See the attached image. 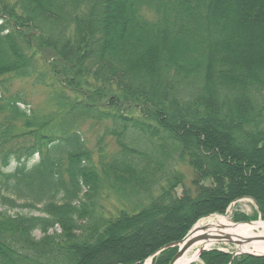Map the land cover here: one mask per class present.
Instances as JSON below:
<instances>
[{"label":"trees","instance_id":"16d2710c","mask_svg":"<svg viewBox=\"0 0 264 264\" xmlns=\"http://www.w3.org/2000/svg\"><path fill=\"white\" fill-rule=\"evenodd\" d=\"M242 198L264 216V0H0V264H169Z\"/></svg>","mask_w":264,"mask_h":264},{"label":"bare ground","instance_id":"6f19581e","mask_svg":"<svg viewBox=\"0 0 264 264\" xmlns=\"http://www.w3.org/2000/svg\"><path fill=\"white\" fill-rule=\"evenodd\" d=\"M198 235L208 240L194 243L174 264H190L198 260L201 247L206 249L226 245L228 241L240 242L236 251L264 255V221L233 224L228 215H214L200 220ZM148 264V263H147Z\"/></svg>","mask_w":264,"mask_h":264},{"label":"rangeland","instance_id":"374dc122","mask_svg":"<svg viewBox=\"0 0 264 264\" xmlns=\"http://www.w3.org/2000/svg\"><path fill=\"white\" fill-rule=\"evenodd\" d=\"M38 157L36 156L34 158V160L32 161V164L35 163L37 161ZM14 164L11 165V167H13ZM186 170V168H185ZM188 174L190 175V172H188ZM190 179L191 177L188 176ZM181 192L180 189H178V194ZM106 207L109 210H113L114 209L111 207V203H106ZM19 212H22L24 214H33V215H40V212H38L37 210H32V209H21L18 210ZM226 215H228V217L230 218V220L232 221L233 217L235 215H242L245 216L247 218V220L245 222H256L259 220L264 221L263 219L260 218V213L258 212V207L255 204V202L250 199V198H242L240 200H237L234 204H232L226 211L225 213ZM217 215V214H214ZM211 215V216H214ZM199 222V221H198ZM197 222V223H198ZM233 222V221H232ZM54 231L56 232H61V229L56 227L54 229ZM52 231H49V234L52 233ZM37 238H39L41 235L39 233H36ZM210 249H217L218 251L221 252H229V253H234L236 252V250L238 249V247L234 246V245H219V246H215L212 248L207 249L206 251L210 250ZM149 263V259L146 260V262L144 264ZM192 264H203L202 261L200 259H198L197 261L193 262Z\"/></svg>","mask_w":264,"mask_h":264},{"label":"water","instance_id":"95a60500","mask_svg":"<svg viewBox=\"0 0 264 264\" xmlns=\"http://www.w3.org/2000/svg\"><path fill=\"white\" fill-rule=\"evenodd\" d=\"M260 218L264 219V216L260 215ZM195 227L196 226L191 228V230L187 233V235L180 242L166 246V247H173V246L178 247V252H177L176 256L172 259V261L169 264H174L178 258H180L191 246L194 245V243L198 242L199 240H203V241L208 240V238L206 236L198 235V230ZM227 244L234 245L236 247H239L241 245L240 242H234V241H228ZM205 250H207L205 247H201L199 249L198 259L200 258L201 253ZM240 255H248V256H252V257H264V255L252 254V253H242V252L236 251V252L232 253V260L235 257L240 256ZM153 258H154L153 256L150 258L149 264H152ZM192 263H190V264H192Z\"/></svg>","mask_w":264,"mask_h":264}]
</instances>
